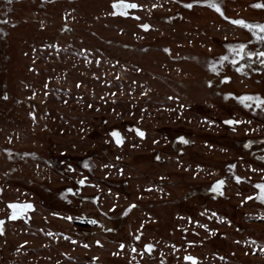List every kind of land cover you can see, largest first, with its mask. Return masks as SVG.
<instances>
[{
	"label": "rangeland",
	"instance_id": "rangeland-1",
	"mask_svg": "<svg viewBox=\"0 0 264 264\" xmlns=\"http://www.w3.org/2000/svg\"><path fill=\"white\" fill-rule=\"evenodd\" d=\"M126 2L0 0V264H264V0Z\"/></svg>",
	"mask_w": 264,
	"mask_h": 264
},
{
	"label": "snow or ice",
	"instance_id": "snow-or-ice-1",
	"mask_svg": "<svg viewBox=\"0 0 264 264\" xmlns=\"http://www.w3.org/2000/svg\"><path fill=\"white\" fill-rule=\"evenodd\" d=\"M201 3H207L209 7L215 9V11H217L218 13H220L221 16L224 17V19L229 20L230 18L225 16L223 11H222V7L220 5V0H191L190 3L185 4V7L191 9L193 7L194 4H201ZM143 5L137 4L135 2H126V0H113V4H112V8L115 10L113 11L112 15H116L117 13L127 16L129 14V12L127 10L129 9H137V8H142ZM153 8L157 7L156 4L152 5ZM253 7L256 8H264V3H256L255 5H253ZM136 19H139V17H135ZM230 22L232 24L235 25H240L243 27L248 28L250 31H253V33L255 34V30L259 29V32L264 33V24L261 25H252L247 23L246 21H244L243 19H232L230 20ZM141 28H143L144 30H148L150 28V25L148 24H141L140 25ZM261 41H264V35H260L258 37ZM228 48L230 50V52L232 53V59H231V63L233 65H236L238 63L239 60L244 59V56H253V55H258L260 57H264V51H261L259 53H255V52H246L245 48L246 46L244 44H237V45H228ZM166 51H168L166 49ZM229 57L228 56H222L220 58L219 61H217V64H223L224 61L228 60ZM261 63H264V60L260 61ZM210 69L214 72H217V74H219L218 68L216 67L215 64H210L209 65ZM243 65H241V67L237 68V71H242L243 70ZM231 80V77L229 76H224L223 80L221 81L222 83L224 82H228ZM209 85L211 86V84L213 83L212 81L208 82ZM79 87V84L77 85ZM45 87H47V85H45ZM230 97L235 98L240 104H242L244 107L246 108H252L253 105H255L256 108L259 109H264V98H261L258 95H241V96H235L234 93H226L224 95V99H229ZM171 99V98H170ZM223 123H225L226 125H235V124H239L242 123V121L239 120H235V119H227L225 120ZM250 123V122H249ZM135 132L138 136L140 137H144L145 133L140 130V129H135ZM110 135L112 137L115 138V141L117 144H121L123 142L122 140V136L120 134V132L118 130H113ZM177 139L183 143H189L188 140H186L183 136L177 137ZM251 141L248 142V144H246V147H251ZM261 159H264V157H261ZM69 170H73L71 165L68 166ZM84 167L86 168H90V164L88 162L84 163ZM199 167V166H198ZM230 169H234L235 165H229L228 166ZM234 179L237 182H240L242 179H244L243 177L240 176H234ZM86 182V178L80 179L78 181V183L83 186ZM224 180L220 179L217 180L213 185L211 190L213 192H219L221 190L222 185L224 184ZM255 187L259 190L258 195H256V199H259L261 202H264V183H260V184H256ZM2 191V190H0ZM67 192H73V189H67ZM253 197L249 196L246 197V199H252ZM7 207L10 209V215L8 216V219L10 220H15L18 218H22L25 217L26 214L30 211V210H34V205L28 202H24V203H17V202H9ZM134 207V205H133ZM53 215L56 216H60V213H53ZM65 219L68 220H72L73 217L71 216H67V217H63ZM223 219V218H222ZM93 224H96L97 221L96 220H91L90 221ZM5 221L4 220H0V234L3 233V225H4ZM198 223V222H197ZM203 227H207L206 225H204ZM49 235H51V233H49ZM137 239H139V237H137ZM73 243H75V241H73ZM97 243H99V241H97ZM88 245H85V247H87ZM125 247V245L122 243L120 244V248L123 249ZM153 245L152 244H147L145 245V249L149 252H151V250L153 249ZM133 251H136L135 248H133ZM185 261H189L191 262V264H198L197 258L190 256V255H186L184 257Z\"/></svg>",
	"mask_w": 264,
	"mask_h": 264
}]
</instances>
